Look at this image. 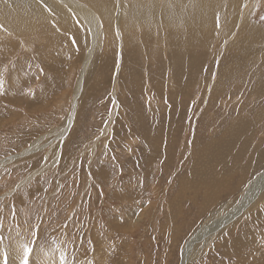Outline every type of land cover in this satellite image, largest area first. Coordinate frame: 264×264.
<instances>
[{
    "label": "rangeland",
    "instance_id": "obj_1",
    "mask_svg": "<svg viewBox=\"0 0 264 264\" xmlns=\"http://www.w3.org/2000/svg\"><path fill=\"white\" fill-rule=\"evenodd\" d=\"M226 1L128 0L137 23L101 26L87 63L79 24H0L5 264L16 241L28 264H181L190 244L185 264H264V0ZM175 12L163 73L135 63L156 34L135 27Z\"/></svg>",
    "mask_w": 264,
    "mask_h": 264
},
{
    "label": "bare ground",
    "instance_id": "obj_2",
    "mask_svg": "<svg viewBox=\"0 0 264 264\" xmlns=\"http://www.w3.org/2000/svg\"><path fill=\"white\" fill-rule=\"evenodd\" d=\"M135 5H136L135 3L132 5L130 2H128V0H124L123 3H120V0H81V1L62 0L61 2H57V3L40 2L37 0H21L20 2H11V0H2L0 1V12L3 14V19L0 20V24L9 25L10 21H14V22L20 21L16 19H21L23 22L29 23L28 22L29 20L27 18H30L33 21L37 22L39 24V27L32 28L30 31H28V34H35L38 31L49 30V29L53 31L54 30L52 29L53 23H49L50 20L52 22L53 18H57L60 21V23H62L64 26L68 28L70 25L74 23L79 24L81 27L86 28L93 37L85 61V63H87L89 62L91 55L93 54L95 48L97 47L98 32L101 26H103L105 29H109L111 27V23L116 18L118 22V28L124 34V27L127 23V15L129 13L132 17V22L137 23V18H136L137 11L135 9ZM223 5L224 2L221 3L219 8H215L214 12H217ZM172 16H165L163 18H160V26L153 19L151 20L143 19L142 23L135 27V29L138 30L141 36H145L147 34V32L151 29L152 23L155 25L156 28V34L152 39L153 43L151 42L150 39L145 38V47L139 48L136 56L137 60L135 61V63H138L140 65H145L144 67L151 68V63H152L151 61L156 59L158 56H160V61L158 64V70H160V67L164 63L161 44L166 39L171 40L172 37L176 38L175 29H178L183 24L182 18L178 15L176 16V12L173 13ZM15 26L16 27L14 32L17 31L19 34V32L21 31L20 25L16 24ZM4 34H8V33L0 29V35H4ZM129 44L130 43H127L125 41L126 46L121 50L122 51L121 53H124L128 49L133 48L130 47ZM112 51H115V48L107 50L101 56L112 58L113 55ZM140 65L137 68L138 70L140 69ZM163 71L160 70V73H163ZM138 72L140 73V71ZM165 72L168 73V70L165 69ZM263 183H264V175L258 181L253 183L251 186L259 188L261 185H263ZM249 193L250 191L247 190V195ZM246 201L247 199L243 200L242 203H245ZM220 220L221 218L218 219L214 223V225ZM214 225L210 223L207 225L200 226V228L197 229L196 232L190 237L188 244H190L193 240L200 237L204 232L213 228ZM14 244L16 247L18 248L20 247L18 241H16ZM4 245L1 242L0 246L4 247ZM190 245L188 248L185 249V252L183 253L181 264H185L186 262V257L188 256V252L191 249ZM18 248L16 249L13 248L14 250L10 253L9 262H6L7 264H23L24 257L21 255V250H19ZM47 252H45L44 250L43 252L40 251L39 254L35 255V257L33 258V262L31 264H65L62 260L63 257L61 258L58 255H53V254L51 255V253H47ZM0 264H5V262L3 261V255L1 253H0Z\"/></svg>",
    "mask_w": 264,
    "mask_h": 264
},
{
    "label": "snow or ice",
    "instance_id": "obj_3",
    "mask_svg": "<svg viewBox=\"0 0 264 264\" xmlns=\"http://www.w3.org/2000/svg\"><path fill=\"white\" fill-rule=\"evenodd\" d=\"M25 256H24V261L23 264H28V253L31 251V249L25 248Z\"/></svg>",
    "mask_w": 264,
    "mask_h": 264
}]
</instances>
